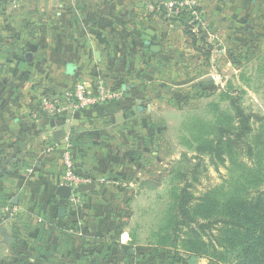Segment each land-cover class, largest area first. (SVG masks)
<instances>
[{
  "label": "crops",
  "instance_id": "1",
  "mask_svg": "<svg viewBox=\"0 0 264 264\" xmlns=\"http://www.w3.org/2000/svg\"><path fill=\"white\" fill-rule=\"evenodd\" d=\"M14 1L0 0V264H148L153 251L130 228L129 193L160 170L149 169L147 151L163 120L148 102L149 89L127 83L140 74L120 65L123 58H145L144 51L163 62L184 26L175 22L167 37L164 13L149 8L154 0H45L48 25L40 41L32 25L18 22ZM42 47L61 50L39 56ZM99 81L120 99L76 112L71 125L42 112L48 94L77 83L94 89ZM56 131L64 135L55 139ZM69 133L77 169L90 180L77 201L72 189L68 199L57 195L64 171L61 151L52 146Z\"/></svg>",
  "mask_w": 264,
  "mask_h": 264
},
{
  "label": "rangeland",
  "instance_id": "2",
  "mask_svg": "<svg viewBox=\"0 0 264 264\" xmlns=\"http://www.w3.org/2000/svg\"><path fill=\"white\" fill-rule=\"evenodd\" d=\"M191 2L196 12L192 18L162 12L164 24L169 25L167 37L173 34L175 22L185 32L180 40L174 36L180 44L170 46L163 62L144 51L145 58L128 62L123 58L120 65L124 73L140 74L127 83L149 89L148 102L160 108L163 120L157 143L151 140L147 151L149 169L157 166L160 170L141 189L129 193L133 200L130 228L140 232L145 237L142 244L153 251L148 264L151 258L157 264H178L173 262L177 253L180 259L192 257L185 253L183 240L189 230L184 229L179 239L180 233L172 230L175 218L169 223L182 189L195 202L210 191L222 199L264 189V0H208L205 6L199 0ZM14 3L18 22L32 25L36 39L42 41L48 25L45 0ZM53 21L58 25L59 17ZM36 50L45 56L57 55L61 49ZM239 110L250 118L246 141L255 146L256 153L242 138L237 140ZM160 121L158 117V125ZM202 238L209 241L207 235ZM209 251L211 256L196 257L209 264H231L223 262L222 249L214 255Z\"/></svg>",
  "mask_w": 264,
  "mask_h": 264
},
{
  "label": "trees",
  "instance_id": "3",
  "mask_svg": "<svg viewBox=\"0 0 264 264\" xmlns=\"http://www.w3.org/2000/svg\"><path fill=\"white\" fill-rule=\"evenodd\" d=\"M237 115L240 120L237 140L240 137L242 143L248 144L250 118L241 110ZM248 146L256 153L254 145ZM255 194H229L219 199L210 191L195 202L191 193L182 189L169 223L175 218L172 230L180 233L179 239L184 229L189 230L184 232L185 253L206 258L211 256L209 249L213 255L222 249L225 263L264 264V189ZM202 234L209 236L208 242ZM174 258H179L178 253Z\"/></svg>",
  "mask_w": 264,
  "mask_h": 264
},
{
  "label": "built area",
  "instance_id": "4",
  "mask_svg": "<svg viewBox=\"0 0 264 264\" xmlns=\"http://www.w3.org/2000/svg\"><path fill=\"white\" fill-rule=\"evenodd\" d=\"M154 12H166L167 15H188L194 17L195 7L191 0H169L167 2L154 0L149 5ZM184 13V14H183ZM119 100L120 95L104 81H99L94 89H91L84 83H77L70 89H67L62 95L48 94L42 99L41 109L47 117L59 119L71 125L73 116L76 112H87L113 100ZM52 148L61 151V161L63 166L62 185L68 186L72 191H78L90 180L80 174L74 156V145L70 133L62 140V143L53 145ZM73 194L75 201L79 200L78 194ZM76 196V197H75Z\"/></svg>",
  "mask_w": 264,
  "mask_h": 264
},
{
  "label": "water",
  "instance_id": "5",
  "mask_svg": "<svg viewBox=\"0 0 264 264\" xmlns=\"http://www.w3.org/2000/svg\"><path fill=\"white\" fill-rule=\"evenodd\" d=\"M151 51L154 53H159L160 52V47L158 46H152ZM64 135L63 131H56L55 133V139L61 138ZM57 195L63 199H68L71 195V188L68 186H61L57 189ZM198 261V258L196 256H192L188 264H196Z\"/></svg>",
  "mask_w": 264,
  "mask_h": 264
}]
</instances>
